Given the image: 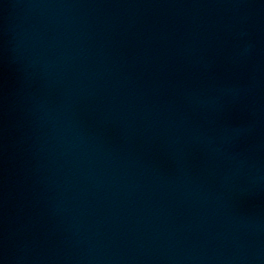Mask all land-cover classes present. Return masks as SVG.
I'll list each match as a JSON object with an SVG mask.
<instances>
[{"label":"water","instance_id":"obj_1","mask_svg":"<svg viewBox=\"0 0 264 264\" xmlns=\"http://www.w3.org/2000/svg\"><path fill=\"white\" fill-rule=\"evenodd\" d=\"M0 264H264V0H0Z\"/></svg>","mask_w":264,"mask_h":264}]
</instances>
